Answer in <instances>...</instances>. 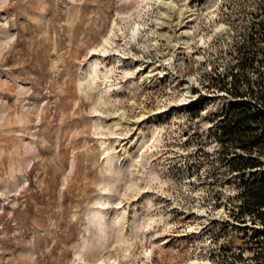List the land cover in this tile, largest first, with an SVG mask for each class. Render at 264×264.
Segmentation results:
<instances>
[{
	"label": "rangeland",
	"instance_id": "obj_1",
	"mask_svg": "<svg viewBox=\"0 0 264 264\" xmlns=\"http://www.w3.org/2000/svg\"><path fill=\"white\" fill-rule=\"evenodd\" d=\"M261 1L0 0V264H264L207 88Z\"/></svg>",
	"mask_w": 264,
	"mask_h": 264
},
{
	"label": "trees",
	"instance_id": "obj_2",
	"mask_svg": "<svg viewBox=\"0 0 264 264\" xmlns=\"http://www.w3.org/2000/svg\"><path fill=\"white\" fill-rule=\"evenodd\" d=\"M257 7L253 19L237 30L241 38L233 41L231 59L223 69L220 63L214 67L207 82L210 90L228 92L235 99L215 128L225 146L246 153L231 160L233 170L244 175L259 166L255 154L264 150V1ZM240 197L242 215L262 209L264 177L247 184Z\"/></svg>",
	"mask_w": 264,
	"mask_h": 264
},
{
	"label": "bare ground",
	"instance_id": "obj_3",
	"mask_svg": "<svg viewBox=\"0 0 264 264\" xmlns=\"http://www.w3.org/2000/svg\"><path fill=\"white\" fill-rule=\"evenodd\" d=\"M136 29H134L133 30V33H136ZM94 50H96V49H94ZM106 52H107V50H106ZM94 53V52H93ZM95 55V54H94ZM96 69H95V72H96V74H98V68H97V65H96V67H95ZM98 76V75H97ZM97 77H95V79H96ZM192 264H198L197 262H194V263H192Z\"/></svg>",
	"mask_w": 264,
	"mask_h": 264
}]
</instances>
